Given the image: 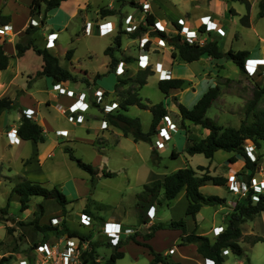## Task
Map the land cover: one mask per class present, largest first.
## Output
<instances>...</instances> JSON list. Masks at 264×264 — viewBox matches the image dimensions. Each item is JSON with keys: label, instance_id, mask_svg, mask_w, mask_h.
Here are the masks:
<instances>
[{"label": "rangeland", "instance_id": "obj_1", "mask_svg": "<svg viewBox=\"0 0 264 264\" xmlns=\"http://www.w3.org/2000/svg\"><path fill=\"white\" fill-rule=\"evenodd\" d=\"M77 1L73 0V3L76 4ZM169 1L176 5L175 10L172 9V5H169L170 3L168 4ZM261 1L247 0L246 2H242L241 0H236L227 5L226 2H230L229 0H153L154 9L159 5L162 7V2L172 9V14H166L168 17L170 16L169 18L173 15L178 16L180 14L186 15L190 19L191 16H194L191 20L194 19L198 23L201 13L210 12L213 16L219 13L220 16H225L226 21H222L229 28L228 36L224 38L216 33L212 34V37L219 40L220 47L224 51L229 48L235 50L248 49L252 55L255 53V55L260 56V58L251 56L248 58L250 59L249 68L256 69L254 74H250L247 69L245 72L241 71L232 60L226 59L225 57L212 58L203 56L194 62H183L174 58L172 65L174 66L173 72H175V76L173 77L184 78L186 83L183 88L175 89V92L172 94L171 90L170 96L167 95L168 97L165 96L158 86V81L162 77L160 72L154 69L153 65L147 67L153 74L148 76V82L140 89L141 87L136 82V78L140 70L147 68L139 67L138 69H134L131 65L135 62L126 59L129 56L133 57V55L138 54L140 46L139 38L144 35L145 31L136 38H130L128 33H123L122 50L118 54H120L119 56L126 63L124 67L125 73L119 76H123V79L128 80V86L122 87L125 84H120L119 87H116L110 92V94H113L112 99L118 102V107L110 112L117 113L118 110H121L120 103L127 98L130 90L138 92L139 96L141 95L140 97H142V101L149 105L164 101V104L168 108V114L173 117L178 125V130L173 132L171 140L164 147L156 149L157 154L153 153L152 150L155 145V134L152 135L150 142L143 140L135 141L133 136H123L121 134L118 136L117 134L120 130L115 129L113 132L112 127H110L106 130H99V133L103 131L105 134L97 137L96 127L100 126L102 115L106 119L108 112L106 113L104 110L105 112L103 111V114L95 104H92L90 109L84 112L85 120L80 124H74L71 116L63 114L56 107L51 108V110L43 109L44 117L50 126V128H47L46 143L41 147L45 150L44 154L41 155V160L43 175L47 178L42 177L43 180L41 178L38 182L49 188L58 186L67 195L70 202L65 206L67 210L65 219L69 221L68 225L70 227L77 224L76 221L79 220L81 211L83 208L88 207L95 211L98 223H101L102 218H112L114 214L123 223L128 225L126 228L129 236H132L136 232L143 235L149 232V227L142 226L146 221L148 211L144 215H141L135 206L137 194L143 190L144 183L147 180L156 177L160 178L165 173L174 172L178 168L187 165L193 168H196L198 165L209 166L212 174H226L228 180H230V175H234L237 172L240 173V171H245L246 174L250 173V170L245 168V161L241 158H238V162L233 163L229 161L232 153L222 149L218 150L212 159L207 158L203 153L190 155L187 152L189 143L188 136L193 135L198 138H203L205 131L208 129L189 120L182 119L179 113L178 103L186 104L189 107L195 103V99L188 98L189 95L182 96L183 90L208 89L210 86L219 84L221 86V93L207 112V116L214 119L218 124L223 126H240L244 120L250 123L255 118V112L264 109L263 94L255 109L249 114L246 113L247 106L252 100L255 90L264 85V63H260L258 60L264 58V40L260 37V35H264V16L259 17L258 15ZM110 2H112L113 8L108 7ZM248 6H250V25L246 26L241 22V18L248 12ZM103 8H108L116 12L112 14V18H114L116 23L121 22L120 29L117 27L110 34L99 35L96 28H94L92 33L85 34L82 28L84 20L82 21L80 15L74 16L71 19L70 25L67 26V30L64 28L61 31L62 33L57 41L59 45L53 49L63 67L71 68L73 67L71 66L72 62L77 60L80 64L89 67L90 70L100 68L103 60L107 58L104 50L107 46L113 44V40L120 30H124L123 26L125 24L123 22L126 16L136 9L130 0H89L88 8L84 11L83 17L96 20L97 14L102 15ZM212 14L210 15L212 16ZM41 15H44V8L42 9ZM42 18L40 23L36 24L39 26V29L34 34L35 42L40 47L45 46L43 33L47 28L43 26L45 23H42ZM65 18L66 15L64 12L59 11L55 23H59L61 20L65 22ZM176 18L174 17V19ZM218 21L223 25L220 19ZM44 22H46V18ZM58 27L60 26L58 25ZM169 34L176 35L178 33L171 30ZM181 36L183 40H186L185 35L181 34ZM73 37L75 40L68 47L66 43ZM27 38L26 35L23 41L26 42ZM191 38L193 41L199 40L200 42L209 39L203 33H197ZM5 46L7 49L11 48V44L9 43L5 44ZM153 46L157 47L156 43ZM167 46L168 44L164 47ZM71 47L77 48L75 58L72 60L66 57V52ZM172 47L174 48V46ZM65 48L68 49L64 50ZM167 51V53L170 52L169 47ZM20 62L22 72L25 73V78H27L26 75L29 73H35L37 75V70L41 68L43 60L42 56L31 48L20 58ZM172 65L165 67L170 74ZM156 72L157 75H155ZM110 73L114 72H107L104 76H108ZM84 75H76V77L83 80L80 82L79 87L83 92L88 93L90 97L92 89H88L86 83L88 80ZM23 78L24 76L20 75L18 82L21 83L22 80H25ZM107 79L113 81L112 77ZM76 83L71 80V84L75 85ZM104 89L106 91V88ZM53 92L56 93L57 91ZM93 94L95 95V91ZM198 96L200 97V95ZM124 112H127L126 114L130 116H139L143 130L145 132L150 130L153 116L149 108H141L138 105H134L129 106V111L124 110ZM57 127L72 129L75 132V138L71 136L72 132L70 135L67 133L58 137L59 134H55ZM56 139H58L57 142L55 141ZM261 143V147L258 148L255 144L247 140L246 146L252 145L254 147V155L258 158L255 176L259 180H264V141ZM31 146V143H28L27 150L25 149L27 157L32 156ZM65 147L71 148L76 156L92 164L95 168L114 171L115 175L112 177L100 176L102 173L99 171L95 182H92V174L79 167L77 162L72 160L69 153L65 151ZM173 151L177 153V156H172ZM12 164L17 167L21 166L20 162L17 161L12 162ZM199 173L201 174L202 172L199 171ZM226 185H215L208 182L201 188L203 193L225 197L227 202L221 205H205L202 207L199 231H210L211 227L215 224L217 226H221V224L226 226L236 200L243 199L247 196V192L240 195L229 191ZM13 187L10 183L0 182V260L4 256L8 258L4 262L1 261L0 264H15L16 262V264H36L37 262L46 264L42 252L38 251V243L40 244L44 240H40L43 234L38 232L33 236L30 232L31 225H27V223L29 224L35 218V212L37 210L39 211L40 204L44 205V214L40 216V224H48L50 222L54 225L51 218L66 210L55 199H44L41 196H34L29 202V208L22 211L17 195H13L8 207V214L2 213L1 209L6 207ZM253 198H256V195H253ZM156 204L158 220L168 221L172 217H175L174 219L183 217L188 220L185 215L186 199L183 196L175 201L173 207H167L165 204ZM56 225L61 226V223L59 222ZM241 226L243 229V237L240 239V243L245 249V254L238 256L230 249H227L225 264H264V241L252 244L247 239L249 235L264 236V212L255 215L252 219L246 220ZM10 227L14 229L11 233L8 230ZM80 229H83L82 231L84 232H89L85 234L86 237L88 236L87 240L80 239L79 261L77 264H82V253L93 243L98 244L96 257L106 261L110 257L113 247L107 244L106 237L97 228V222H94V225L91 227H80ZM207 236L211 239L214 238L212 232H209ZM67 237V233L57 235V233L50 232L49 237L45 238L53 253L57 254V259H61L62 254L65 252ZM175 237L176 233L173 231L159 233L154 241L155 247L163 251L165 248L168 249L174 244L178 246L179 243L175 241ZM36 241L37 245L35 244ZM145 252V249L142 247L130 245L127 248L126 255L119 259L116 264H149L147 252ZM54 262L56 261L49 260V263Z\"/></svg>", "mask_w": 264, "mask_h": 264}, {"label": "trees", "instance_id": "obj_2", "mask_svg": "<svg viewBox=\"0 0 264 264\" xmlns=\"http://www.w3.org/2000/svg\"><path fill=\"white\" fill-rule=\"evenodd\" d=\"M66 0H32L31 3V13L36 12L42 14V9L44 8V15L42 18V23L44 24L47 13L52 9L59 7ZM246 2L245 0H241ZM249 4V3H248ZM250 6H248V12L242 16L241 22L249 26V11ZM116 12L111 9H102V15L115 14ZM259 17L264 16V0L260 2V11L258 13ZM146 25H140L134 32H126L125 30H120V32L114 38V44L109 45L105 49V53L110 55V70L116 69L119 61H121V56H119L122 50V36L123 33H128L130 38H136L141 35L144 31L149 29L150 25L154 24L156 21V16L150 13L147 16ZM175 21V20H173ZM178 28L181 25L175 21ZM121 25V22H120ZM39 29V26L30 23L26 28L27 41L18 40L15 43L17 55H23L28 49L33 48L39 55L42 56V69L37 72L38 76H47L56 82L64 81H76L75 74L68 68L63 67L60 64L59 57L54 54L46 46H38L34 37L35 32ZM202 31L205 30L203 26ZM153 34H159L163 37L169 39V43L174 46L172 52L173 58L181 60L183 62H194L201 59L203 56H209L212 58H222L232 60L241 71H246V61L250 58L251 51L248 49H238L229 48L224 51L220 45L217 38L212 37V32H208L207 39L204 43L200 42H190L188 40H183L182 36L178 33L176 35H168L164 31L152 32ZM219 35V34H218ZM1 37V36H0ZM149 43L147 44V47ZM74 53V48L71 47L66 52V57L71 58ZM11 55H9L4 48V45L0 43V69H5L9 65ZM128 61H133L134 57L129 56L126 58ZM153 72L150 69L140 70L136 78V82L139 83L140 87L147 83V78L152 75ZM100 75V74H99ZM98 75V76H99ZM128 80L121 78L117 82V87L120 84H127ZM186 83L184 78L180 77H170L165 79H160L158 86L160 90L168 95L172 89L183 88ZM221 93V86L216 84L214 86L208 87V89L203 93V95L198 99V101L192 106L188 107L183 103H178L179 113L181 118L184 120H189L197 125H201L205 129L209 130V133L203 137L198 138L193 135L188 136V146L187 152L190 155L196 153H203L207 158L212 159L218 150H225L232 153L229 157V161L236 162L237 155L242 156L245 159V168L250 170L249 174L245 171H240L241 175L247 182H250L251 178L255 176L256 166L258 164V158L252 160L247 154L246 141L250 140L256 147L260 148L262 141H264V109L255 112V118L252 122L248 123L244 120L240 126H223L218 124L214 119L207 116L209 108L213 105L215 100ZM264 94V85L255 90L252 100L249 102L246 113L249 114L253 109H255L257 103ZM9 97L0 98V113L6 109H11L18 107ZM130 105H138L141 108H149L152 112V122L150 130L145 132L142 128V122L138 116H130L124 112L129 109ZM121 110L117 113L108 112L106 114V119L108 122L120 128L125 136L132 135L135 141H151L152 135L156 131V125L159 120L168 114V109L163 101L157 102L155 104L149 105L142 101L138 92L130 90L128 92L127 98L120 103ZM19 134L23 139L33 140L35 142L45 141V132L42 124L37 122L31 117L26 116L24 113L21 117V124L18 128ZM65 151L69 153L72 160H75L79 167L85 171L92 174V182H95V178L101 171V175L105 177H112L115 175L114 171L111 170H99L95 168L92 164L83 161L80 157L76 156L73 150L69 147H65ZM153 153L157 154V151L153 148ZM172 156H177L175 151L172 152ZM199 171L202 173L200 174ZM208 182L215 185H226L228 178L223 175H213L209 170V166L198 165L196 168L192 166L180 167L176 171L171 173H165L162 177L150 179L144 184L143 190L137 194L136 208L141 215H144L148 209L159 203L161 205H169L182 190H186V194L189 200L186 214L195 217L196 214L201 210L204 205H221L226 203V198L215 194H204L201 187ZM13 194L19 196L20 208L25 211L29 208L32 197L41 196L44 199H55L62 207L65 208L66 204L70 201L67 195L57 186L52 188L42 185L40 182L31 181L29 179H24L15 184L12 188L11 194L8 198L6 207L1 209L2 213L8 214V207L10 205L11 197ZM256 195V198H253ZM88 211L89 210H85ZM66 212V211H65ZM264 212V191L258 192L253 188H250L247 196L243 199L236 200L234 204V209L228 217L227 225L223 230L211 239L209 236L197 232L195 229L188 231L187 221L183 217L179 219H171L167 222H157L150 226V231L143 235L145 241H138L135 239L136 233L130 236L135 242L142 244L149 249L150 254L153 255V259L150 264L164 263V264H180L179 262L171 261L162 253L156 251L151 244L146 240L150 239L156 230L167 228V229H181L182 237L180 244L186 243H196L198 252L206 259L211 260L214 264H225L226 257L224 255V249H230L234 254L242 256L245 254V249L240 243V239L243 237L242 223L246 220L252 219L255 215ZM44 214V205H39V211L35 212V218L27 223L31 225V234L34 236L36 233L41 232L45 238L49 237L50 232L59 234L67 233L70 237H78L82 240H87L85 234H80L78 231L71 229L66 225V219H64L59 225H52L50 222L47 224H40V216ZM62 215L66 216L65 213ZM23 224V223H21ZM9 232H13V228L8 229ZM138 234V233H137ZM247 239L250 243L254 244L259 241H264V236L261 235H249ZM127 240V239H126ZM122 239L119 245L114 247V251L110 254V257L102 263L96 257L98 244L93 243L88 249H86L81 257L83 263L87 264H116L119 258L124 257V251L122 250V245L126 241ZM42 241V242H43ZM37 245V241L35 242ZM110 245L109 243H107ZM7 257H2L0 262L6 261Z\"/></svg>", "mask_w": 264, "mask_h": 264}, {"label": "crops", "instance_id": "obj_3", "mask_svg": "<svg viewBox=\"0 0 264 264\" xmlns=\"http://www.w3.org/2000/svg\"><path fill=\"white\" fill-rule=\"evenodd\" d=\"M229 1L230 2H226L227 5H228V3H232L233 1H236V0H229ZM31 3H32V0H0V28H5V30H6L5 31L6 34L4 36L0 37V43H2L4 45L5 51L9 55H11L10 62H9V65L7 66V68L0 69V98L1 97H9L12 100H15L14 103L16 105H18V107L6 109L0 113V182L4 181L6 183L12 184L13 186H15L16 183H18L19 181L24 180V179H29L31 181L38 182L41 180L42 177L47 178V177H45V175H43L41 155L44 154L45 150H44V148H41V147H43V144L46 143L47 128H50V126L48 124L47 119L44 117L43 109L51 110V108L56 107L63 114H65V115L68 114L69 116H71V118H73L72 122L74 124L75 123L76 124L77 123L78 124L83 123L84 121L80 122L79 117H78L79 115H81V113H79V112L72 113L69 107L74 102L78 101V102L85 103V104L87 103L90 106L92 104H95L96 106H98L100 108V110L103 113V111L105 110L103 108L104 105L111 104L112 101L113 102L117 101L115 99H112L113 94H110V92L117 87V82L121 78H123V76L120 77L121 75L119 76L118 74H116L115 70L112 71L114 73H110L108 75L109 77H112L113 81H111L110 79H107V78H109L108 76H104L105 73L111 72V71H109L110 70L109 64L111 61V57H110V55H107L105 53V50H104V53H105L107 58L105 60H103L100 68H98V69L90 70L89 67H86V65H84V64H80V62L77 60L76 61L74 60V62H72L71 66H73V67L68 68L70 71H72L75 74V76L85 74L84 76L87 77V80H88V82H86L88 85V89H92V93H91L90 97L88 96V93H85L80 89V87H79L80 82H82L83 80H81L79 77L76 79L77 81H75V82H77V83L75 85L71 84V81H64V84H65L64 86H66V88L73 89L75 91L74 95H70V94H66V93H60L56 88H54L55 82L53 81V79L50 77H47L45 75L37 76L35 73H29V74H27L28 76L26 75L27 78H25V73L22 72V67L20 64L21 63L20 58L23 57L25 53L22 56H18L17 51H16V47H15V43L18 40H22V39L26 38V28L28 27V25L30 23L39 24L41 21L42 15L40 13H38V12H36L34 14L31 13ZM73 4H74L73 0H66L59 7L52 9L51 11H49L47 13L46 22H45L46 25L45 24L43 25V26L47 27V28L45 27L46 28L45 29L46 34L44 32L43 35L45 37L44 40H45V46H46L47 35L51 32H57L58 33V38L56 40L55 47L49 48L54 54H56V53L53 51V49L59 45V43L57 41H58V39L62 33L61 31H63L64 28L67 30V26L70 25L71 19L74 16L80 15L82 18V21L84 20L83 21L84 24H83L82 28H83V31L85 34L92 33L94 28H96L99 35H104L102 32V29H101V25L107 21L115 22L114 18H112V16H113L112 14H108V15L97 14L96 20L87 19L86 17H83L84 11L88 8L89 0H78L77 3L74 4V6H72ZM168 4L170 6L172 5V9L175 10L176 5L173 2L169 1ZM232 5H234V4H232ZM167 6L168 5H165L164 2H162V7H161V5H159V6H157L156 9H154V6H152V13L156 16L157 20H159V19L175 20L174 17H177V18L178 17H186V15L180 14L178 16L173 15L171 18H169L170 16L168 17L166 14H172V9L170 7H167ZM165 10L167 13L165 12ZM59 11L64 12V14L66 15L65 22H64V20H61L59 23H55V19L57 18ZM239 13H241V12L239 11ZM210 14H212V13L206 12V13H201L200 16L210 15ZM193 17L191 16V19ZM212 17L215 18L217 21L220 19L221 22H223L226 19L225 16H223V15L220 16L219 13H216L215 16H213V14H212ZM88 23H91V27H90L89 32L86 31V27H87ZM123 23L125 24V22H123ZM58 25L60 27H58ZM56 27H57V29H56ZM223 27L226 31V34L223 36L225 38L229 34V28H227V24L226 23L224 24V22H223ZM213 34H215V33H213ZM7 37H9V38L4 39ZM260 37H261V39L264 40V35H260ZM74 40H75L74 37L71 38V40L66 43L67 46L69 47V45L72 44L74 42ZM8 43L11 44L10 49H7L5 46V44H8ZM73 48H74V53H73L70 60L75 58V53H76L77 48H75V47H73ZM66 49H68V48H65L64 50H66ZM29 50L30 49H28L27 51H29ZM167 52L168 51H166V53ZM166 53L164 55H167ZM138 55H139V52L137 55H133V57H134L133 61L135 63H133L131 66L134 69L139 68L138 63H137ZM250 56L260 58V56L255 55V53H254V55L251 54ZM150 57H151L153 62H154V60L157 59V56L155 54H150ZM161 57H167V56H161ZM161 57L159 58L160 60H161ZM258 60L260 63L261 62L264 63V58L258 59ZM164 62H165L164 68L166 66L169 67L170 65H172V63H174V62L169 63L167 61H164ZM42 63H41V68L38 69L37 71L42 69ZM173 68H174V66L172 67V70H171L172 75L170 74L171 75L170 77L175 76V72H173V70H174ZM20 75L24 76L23 79H25V80H22L21 83L18 82ZM155 75H157V72L155 73ZM157 77H159V76H157ZM147 82H148V80H147ZM127 86H128V84H125L122 87H127ZM142 87L140 89H142ZM98 88H101V89L106 88V91H107V94H105V96L102 98L101 103L97 101L96 96L93 94L94 91ZM204 89L205 88H203V89L201 88L199 90L197 89V90H193V91L183 90L182 96L184 97L186 95H189L188 98L189 99H195L194 102L196 103L198 101V99L203 95V93L207 90V88L205 90ZM53 91H57V92L55 93ZM173 92H175V89H172L171 94ZM169 94H170V92H169ZM198 95H200V97ZM165 96L168 97L166 94H165ZM180 100H182V99L180 98ZM130 106H134V105H130ZM192 106H190V107H192ZM28 108L32 109L34 112L32 118L34 120H36L37 122H39L40 124H42V126L44 128V132H45V141L35 142L33 140L22 139L20 143H15L11 136H12L13 132L15 131V129L18 130V128L21 124V117H22L23 111L25 109H28ZM89 109H90V107H89ZM105 111H106V113L110 112L107 110H105ZM128 111H129V109H128ZM125 113H127V112H125ZM103 117H104V115H102V121L100 123V126L96 127L97 137L105 134L103 131H102V133H99L98 132L99 130H102V129L106 130V129H109L110 127H112L113 132L115 131V129L120 130V132H118V134L116 133L118 136L120 134L125 136L123 134V131L120 128L111 125L108 122V120H106ZM105 124H106V126H105ZM90 127L92 128V126H90ZM177 130H178V128H177ZM9 132H12V134L8 135ZM71 132H72L71 136H73V138H75V132L72 129H69L67 127H57L55 129V134H59L58 137H61L62 135H65L66 133H68V135H70ZM208 133H209V130H206L204 136H206ZM128 136L132 137V135H128ZM55 141L57 142L58 139H56ZM28 143H31V145H32L31 146V148H32V156L31 157H27V152L25 151V149L27 150V144ZM237 158H241L243 161H245V159L243 157L237 156ZM238 160L239 159H237V162H238ZM15 161L20 162L21 166L17 167L16 165H13L12 162H15ZM222 175L227 176L226 174H222ZM100 176H102V175H100ZM43 178H42V180H43ZM148 181L149 180H147L146 182H148ZM205 185H203V186H205ZM13 195H17V194H13ZM181 196H183L186 199L185 209H187L189 200H188L185 189H182L178 193V195L175 197V199L171 202V204L167 205V207H173L175 204V201L178 200ZM17 198L19 200L18 195H17ZM68 200H69V198H68ZM154 206H155L154 208H155L156 215L154 216V218L151 219L146 214V221L142 225L143 227H146V226L149 227V231H150V226L152 224H155L157 222H167L166 220L163 221V220L157 219V216H158L157 204H154ZM63 209H65V208L63 207ZM86 209L89 210V212L85 211ZM136 210H138V209L136 208ZM81 212H86L92 217V220H93L92 225L87 226V225L82 224L80 221V216H79V220L76 221L77 224L74 226L71 224L72 227H70V225H68L69 221H67V219H66V224L71 229L78 231L80 234H86L87 232H89V231H85V232L82 231L83 229L81 230L80 227H83V228L91 227L94 225V222H97V228L101 231L105 221H122L121 219H119L118 216L113 214L112 218H110V219H103L102 218L101 223L100 222L98 223L97 215L92 208H88V207L83 208V210ZM63 213H65V215H67V210H66V212L62 211V213H60L56 216H60ZM185 215L187 216V219H188V220H186L187 226H188L187 227L188 231H192L195 229L197 232L207 235L209 232H212V228L217 226V224L213 225L211 227L210 231H207V232L199 231V221H200L201 210L196 214L195 217L187 215L186 210H185ZM53 217H55V216H53ZM174 218L175 217H172L171 219H174ZM159 219H160V216H159ZM170 220H168V221H170ZM224 227L225 226L221 224V228L223 229ZM168 231H173L176 233L175 241L178 242L179 244H178V246H176L174 244L173 246H170L168 249L165 248L163 251H161V249L159 250L155 247L154 241L156 240L159 233L168 232ZM137 233H136V237H135L136 240H138L140 242L145 241V239L143 237L144 234L142 235L140 233H138V234ZM213 235H214V233H213ZM122 236H123L122 239H125V240L127 239L125 241V243H123V245H122V250L124 251V256L126 255L128 246L134 245L136 247H140V248L142 247L147 252V256H148L147 259H148L149 264H150L151 260L153 259V255L150 254L149 249L147 247L143 246L142 244H139V243L135 242L134 240L130 239V236L128 233H126V234L124 233ZM181 237H182V230L181 229L162 228V229L156 230L154 235L146 241L149 244H151V246L156 251L159 250L158 252L162 253L164 256H166L171 261L179 262L180 264H207L208 259L204 258L198 252L197 244L193 243V242L192 243H186V244H180ZM214 237H215V235H214ZM173 247H174V252L170 253L169 250H170V248H173ZM113 251H114V247H113ZM224 254H225V256L227 255V249H224ZM119 259H121V258H119ZM98 260L102 263H105V261L101 260L100 258ZM117 261H116V263H117ZM157 264H164V263L160 262Z\"/></svg>", "mask_w": 264, "mask_h": 264}, {"label": "built area", "instance_id": "obj_4", "mask_svg": "<svg viewBox=\"0 0 264 264\" xmlns=\"http://www.w3.org/2000/svg\"><path fill=\"white\" fill-rule=\"evenodd\" d=\"M131 3L135 6V11L131 14H128L125 18V25L123 26V29L126 32H133L139 28V26L146 25L147 23V16L152 13V6H153V0H130ZM108 7L113 8L112 2L109 3ZM175 21H177L181 27L178 28L175 24ZM173 20H164L159 19L154 22V24L150 25L149 29L145 31L144 35L139 38L140 46H139V55H138V66L140 68H147L151 65L160 72L161 79L170 78V73L167 71V69L164 68L165 62H174V58L172 56L173 52V45L169 43V39L166 37H163L159 34H153L152 32L157 31H164L169 36V32L171 30L176 31L180 35L183 34L186 36V40L190 42H200L199 40L193 41L191 37L196 35L197 33H203L206 34L208 32L219 34L220 36H224L226 34V31L223 27V25L217 21L215 18H213L211 15H203L199 18V24L196 23L194 20H191L187 17H178ZM113 21H107L104 24L101 25V29L103 34H110L116 28L121 26L119 23L113 22ZM205 27V30L202 31L201 28ZM7 27V26H6ZM91 27V23L87 24L86 31L89 32ZM120 29V28H119ZM5 28H0V36H4L6 34ZM126 34V33H124ZM194 34V35H192ZM58 37L57 32H51L47 35V43L46 47H54L56 39ZM155 40V41H154ZM114 41V40H113ZM205 41H201L200 43H204ZM149 43V46L147 47V44ZM156 43L157 47H154L153 45ZM114 44V42H113ZM111 44V45H113ZM168 44L167 47H164ZM168 47L170 48V52L166 53L168 50ZM172 50V51H171ZM167 55H164V54ZM150 54H155L157 56V59L152 61ZM161 56H167V57H161ZM161 57V60L159 59ZM249 62L250 59H247L246 61V69L250 74H254L256 69H250L249 68ZM125 61L121 60L119 61L115 72L118 75H122L125 73ZM155 64V66H154ZM64 82H57L54 84V88H56L60 93H66L70 95H74L75 91L73 89H68L66 86H64ZM106 91L104 89L98 88L95 90V96L97 98V101L101 103L102 98L105 96ZM89 107H91L89 104L81 103V102H74L69 108L72 113H81L79 115V121H84V112L89 110ZM116 107H118L117 101H112L111 104H106L103 106V108L107 111L114 110ZM23 113L28 116L32 117L33 110L28 108L23 111ZM178 128L177 123L173 120V118L167 114L164 115L159 122L156 125V131H155V145L154 149L162 148L166 145V143L171 140L173 132H175ZM9 134H12V132H9ZM67 134V133H66ZM15 143H20L23 139L21 135L19 134V131L15 129L11 136ZM250 141V140H249ZM251 142V141H250ZM252 144H254L252 142ZM247 154L249 157L254 161L256 160L257 156L254 155V147L246 146ZM157 151V150H156ZM229 191L235 193V194H244L245 192L248 193L250 188H253L255 191H264V180H259L258 177L253 176L250 180V182H247V180L244 179V176L240 173H235L234 175H230V180H228L227 185ZM155 206L152 205L148 210V216L152 219L156 215L155 213ZM66 217L64 215L55 216L52 217V222L54 225L61 223ZM80 221L82 224L90 226L92 225V217L86 213L81 212L80 214ZM125 223L122 221H105L101 230V233L106 237V242H108L111 246L115 247L119 245L123 238V234L128 233L127 227ZM223 229L221 226H215L212 228V232L215 236H217ZM68 236V235H67ZM44 239V235L41 237L40 240ZM67 244L65 252L62 254L61 259H57V254L53 253L52 249L50 248V245L47 241L38 243V251L42 252L43 258L45 259L46 264H77L79 261V245H80V238L78 237H67ZM170 253L174 252V247L170 248ZM52 259L56 262L49 263V260ZM58 262V263H57ZM82 264H87L83 263ZM26 264V263H24ZM36 264H40L37 262ZM207 264H214L211 260H207Z\"/></svg>", "mask_w": 264, "mask_h": 264}]
</instances>
